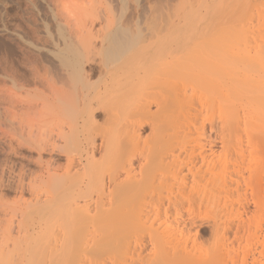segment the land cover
Masks as SVG:
<instances>
[{
	"label": "bare ground",
	"instance_id": "1",
	"mask_svg": "<svg viewBox=\"0 0 264 264\" xmlns=\"http://www.w3.org/2000/svg\"><path fill=\"white\" fill-rule=\"evenodd\" d=\"M45 1L56 30L31 16L19 63L0 66L8 144L51 151L17 178L30 196L0 216V264H261L264 19L203 0L195 27L143 28L93 0Z\"/></svg>",
	"mask_w": 264,
	"mask_h": 264
},
{
	"label": "rangeland",
	"instance_id": "2",
	"mask_svg": "<svg viewBox=\"0 0 264 264\" xmlns=\"http://www.w3.org/2000/svg\"><path fill=\"white\" fill-rule=\"evenodd\" d=\"M95 1H96V3L99 6L101 5V7L99 9H102L103 8L102 10L103 11H107L108 14L111 12L110 9H112V12H115L116 11V15L113 14L112 12L110 13V16H112V17L115 16V18H117L116 16L118 14L117 13L118 10L120 11V8H122L123 11H120V12H125V13H123L124 14L123 20H125V18H127V21H129L128 23H131L130 19L133 18L135 21L132 19V21L134 22V23L133 22L132 23L134 25L136 24V26L138 24L139 26H141L143 28L146 27V26H150V25H155V24L157 25V23L159 25V21H160V25H161V22H162L163 26H165V25H168L169 26V25L172 24V22H173L172 20L173 19L174 20L176 19V21L178 19L179 20L182 19V23H180L181 21H179V24L182 25V26L184 25L183 28H185V29L191 28L192 26L195 27L198 24V15H199V12L200 11H203L205 9V4H204L203 0H130V1L127 0L129 3H127L126 0L123 1V2H121L122 0H119V1L118 0H115L116 2L114 0H112V1L111 0H93V2H95ZM228 1L229 0H218L215 3V8L217 9V8H219L221 6H225ZM58 2L60 3L61 1H58ZM63 2H65V0H62L61 3H63ZM66 2H68V0ZM124 2H126V3H124ZM61 3H60V6H62ZM96 3H95V5L97 7V4ZM124 4L125 5H128L129 4V5L128 6H125ZM47 6H48V4L46 3L45 0H33V2L31 0L30 1L29 0H27V1L26 0H0V56H1L0 57V66L3 64V61H4L3 57L4 56L6 57V59L7 58H9V59L11 58L10 60H13L14 61V62L12 61L13 63H16V62L19 63L20 55H21L20 41H21V43H22V41H23V43L25 42V39L23 40V38L21 37V35H23L22 34V31L23 30L26 31L25 29H27V27L29 25V23H27V21L28 22L30 20L32 21V19H30L31 16H34L33 19L37 20V22H36L37 25L40 26V24L41 25H44V24L47 25L48 24V25L51 26L52 29L56 30V28H57L56 23H54V20L51 17L52 15H50L51 14V11L49 12L50 9L47 10L50 7L49 6L47 7ZM106 6H109V7H106ZM112 6H114V7H112ZM98 7H97L96 10H98ZM104 7H106L108 10H106V8H104ZM238 9H239L240 12H245V16L241 20L242 23L251 22V23L256 24L258 20L264 19V16L260 17V15L258 14V11L259 10L264 9V0H239ZM99 11H101V10H99ZM103 11H101V12H103ZM120 12H119V14H120ZM34 14H36V15H34ZM37 14H38V16H37ZM176 15H177V17L175 18ZM36 17H37V19H36ZM136 17H139L140 19L139 18H136ZM25 18L26 19L29 18V19L26 20ZM115 18H113V19H115ZM51 19H52L53 23L50 21ZM154 20H156L157 22L155 23ZM31 21H30V23H32ZM136 21H140V24L139 23H135ZM48 22L49 23L51 22V23L49 24ZM124 22H126V21H124ZM168 23H170V24H168ZM53 24L55 26H53ZM125 24L127 26V23H125ZM45 25L43 26V28L46 31ZM134 25H133V27H134ZM128 26L131 27L132 24L131 25L129 24ZM40 27H41V30H42L43 29L42 26H40ZM13 36H14L15 39L13 38ZM14 43H16V44H14ZM17 43H18V46H17ZM51 45L52 44H50L49 46L51 47ZM30 46L33 47L32 45H30ZM52 46L58 48V46H55V43ZM44 47L45 48L42 47L41 49H43L44 51H46L50 55L49 58L51 59V62H55L56 61V58H54L55 57V55H54L55 53L53 52V47H52V49L50 47H48V45L47 46H44ZM48 48L51 49V54L52 55L50 54V50ZM57 48L56 49L54 48V50H57ZM47 49L49 50V52H48ZM8 54H9V56H8ZM51 56L53 58H51ZM46 57H48V56L46 55ZM50 59H48V61H50ZM52 59L53 60L55 59V61H53ZM0 72H2V69L1 68H0ZM2 74L0 73V85L2 86V87H0V89H1L0 91L3 94V97H5L6 95L3 93V91L5 92V90L8 89V86L10 85L9 87H12V85L11 84H6V81L7 80H5L6 79L5 76H4V74L3 75ZM2 80H4L5 82L2 81ZM4 84L6 86L7 85L8 86L6 87ZM3 86H4V88H3ZM31 89H33V88L31 87ZM1 96L2 95H0V117L2 116L1 118H4L3 117L4 114L2 115V113L4 111L3 108L5 107V103H4L5 101L3 102V100L5 98L1 99L2 98ZM3 104H4V107H3ZM1 109H2V111H1ZM97 115H98L97 118L99 119V121L100 122L103 121V120H100V119H102V116H101L102 113L98 112ZM1 118H0V121H1L0 123H1L2 126L0 125V130H1L0 131V136H1L0 139H3V141L0 140V197H1L0 198V201L2 203V204L0 203L1 204L0 206H2L3 204H5L4 202H7V205H4L3 206L4 208L3 207H0V216H1V214L3 212L4 213H7L8 212L7 217H6V219H8V215H10L9 217L12 218L13 216H15V215H17L19 213L20 207L24 203V201L22 199L23 196L26 199H28V197L30 196L29 195L30 194L29 193L30 191H28V189L25 188L26 186L24 188L22 187L23 191H22V189L19 190L21 188V186L19 185V184H21L20 182L23 180V178L28 179L29 178V175H30V178L29 179H31L33 177V175H35V174L38 175V173H40V170H39L41 168L40 165H42V166H45L46 165V161L49 159L50 154H51L50 153L51 151H49V152L47 151V152L43 153V155H42V158L43 159H42V158H39V156H36L37 155V153H36L37 151H35V150H33V151L32 150H29L27 148V146H24L23 147L24 148L23 151L22 150L20 151L18 148L15 147V146H17L16 141L13 142L14 144H11V143L8 144V140H9L8 139L9 138L8 136L9 135L8 136L7 135H5V136L3 135L4 133L5 134L8 133V130H6V129H8V128H6L8 126H7V124L5 125L4 122H2V120L4 121V119H1ZM3 125L6 126V127H4ZM4 128H5V130H4ZM2 130L3 131H6V132H3ZM1 133H2V135H1ZM8 134H10V132ZM4 137L6 139H4ZM16 137H17V135H15V138ZM5 142L7 143L6 145H5ZM8 145L10 147L12 145L13 146H12V148H9ZM8 149H10V150H8ZM14 152L15 153L17 152V153L15 154ZM18 152L20 154H18ZM21 152L23 154L25 153L24 156H23V154ZM29 152H31V154ZM21 156H23V158H20ZM57 156H58L57 157L58 158V162H60V164H65V162H66V160L64 158L65 155L62 154L60 156L59 155H57ZM25 159L27 160V163H26V160ZM29 159H30V161H29ZM32 159H34L35 161H33ZM45 159H46V161H45ZM21 160H22V162H21ZM23 160H24V162H23ZM36 160H38L39 163ZM40 161H42L43 163L40 162ZM23 163H25V164H23ZM22 165H23V167H22ZM24 165H27L29 169L26 168L27 166H24ZM35 170H36V173H35ZM33 171H34V173H33ZM19 174H21V176H19ZM23 174L26 175V176H23ZM17 178L19 180H21V181L18 180L19 181L18 182L17 181ZM28 180H27V182H28ZM17 182H18V184H17ZM23 182L27 183L26 180H23ZM15 185H19V186H15ZM22 193L25 194V195H23ZM21 195H22V197H21ZM19 197H21V198H19ZM25 198H24V200H26ZM20 202H22V203H20ZM14 203H15V205H14ZM16 204H18L19 206L16 205ZM20 204H21V206H20ZM6 206H9L8 208H10V207L13 208V209L10 208L11 210H14L12 213H15V210H16V213L17 214L15 213V215L13 214L11 216V214H12L11 213V210L10 209H7ZM17 208H19V209H17ZM4 209H6V210L4 211ZM1 210H3V211H1ZM13 219H15V218H13ZM144 235H145V233H144ZM202 240H203V243H201V244H199L197 246L198 247V250L200 252L209 250L210 248H213L215 246V244L211 240H209L208 238H204ZM177 242H179V241H177V239L172 240L171 243H170V246H173V245L178 246L179 244ZM244 244L246 245L247 243L244 241L243 244L241 243L240 246H238V244L236 243L235 248H237V246H238V247H240L242 249L244 247ZM230 247H232V246H230ZM238 250L236 252H239L240 251V250L239 251ZM233 251H235V250H233ZM236 252H234V253L236 254ZM234 253L232 252L231 255H233ZM261 264H264V259L262 260V263Z\"/></svg>",
	"mask_w": 264,
	"mask_h": 264
}]
</instances>
